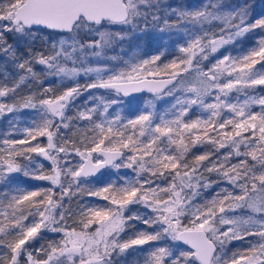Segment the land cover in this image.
Returning <instances> with one entry per match:
<instances>
[{"label":"snow or ice","instance_id":"snow-or-ice-1","mask_svg":"<svg viewBox=\"0 0 264 264\" xmlns=\"http://www.w3.org/2000/svg\"><path fill=\"white\" fill-rule=\"evenodd\" d=\"M154 7L155 0H0V50L15 57L12 46H5V33H15L20 39L27 40L34 37L35 32L53 30L62 38L58 44L53 43L51 55L38 54L36 63L45 65L50 74L58 75L61 79L74 78L81 70L85 74L95 72L97 82L87 85L88 88L111 89L117 94L123 93L127 96L142 88L156 93L168 86L174 89L176 85L172 82L181 73H189L190 70L196 73L194 81H190L189 86L184 89L195 98L183 101L178 99L172 106L177 109L171 113L172 119L145 112L121 124L119 115L111 120L105 116L110 105L118 101L104 103L103 112H99L96 117L99 122L93 124L95 135L89 137L87 142L82 140L84 150L81 151L74 144L72 146L80 157L78 165L74 167H64L60 163L61 154L66 157L70 149L65 145H58L56 137L60 134L61 127H69L63 123L67 119L65 109L70 100L80 94L79 86L35 103L33 97L27 98L21 107L38 108L40 123L25 129V135L31 140L46 137L47 145L41 147L37 143L35 147H25L29 144L27 138L19 141L5 139L3 144L7 148L0 151V181L10 180L13 173L23 172L25 176L30 175L26 167L18 163V158L24 156L31 159L30 153H38L51 161V173L34 175L33 178L49 181L53 188L59 187L61 195L60 202H55L53 188L13 190L19 194L12 195L7 204V208L12 209L11 215L5 213L6 222H0V248L7 249L10 254L8 264H19L22 255L27 256L25 264H64V260L75 264L74 258L79 260V264H115L114 254H123L134 246L159 241L162 237H170L171 241H182L191 247L187 251H178L179 244L155 248L149 252L145 264H264V96L247 97V89L264 86V70H257L255 67L259 63L261 69H264V63H261L264 62V36L257 41V47H253L242 57L222 55L207 71L200 67L203 60L217 53L221 47L235 42L237 38L257 27L264 29V18L246 25V12L240 14L239 24H231L229 21L236 17H230L225 21L226 28L221 29L219 34H213L212 38H209L208 33L203 36L196 35L187 42V46H181L179 51L187 58L180 59L179 62L174 59L170 64H165L164 69L154 67L163 52L132 64L128 71L110 75L107 80L101 76L111 71L110 69L69 68L66 63H60L63 58L65 62L76 64L73 55L77 52L87 55L91 50L92 55L101 56L103 49L109 47L114 40L123 41L127 38V33L106 32L101 29L110 25H121L135 30L139 27L137 21L141 17L147 24L148 14L141 9ZM178 18H187L193 24H202L209 22L210 18L219 17L201 10L181 12ZM152 19L158 21L159 17L153 15ZM165 26H169L167 20ZM225 31L228 32L227 38ZM92 34L98 35L99 39L81 42L83 37ZM18 67L32 76L36 75L31 67V60L20 63ZM167 69L173 70L169 73L171 78L158 79ZM149 76L153 79L149 80ZM26 78L21 76L20 81L23 82ZM183 82V78L177 81L178 84ZM8 91L14 92L15 87L0 90V97L7 95ZM44 91L50 92L51 89ZM233 91L245 93L246 98L242 103L230 102ZM213 95L215 102L205 103L204 98ZM252 104H259L261 112L250 111ZM194 105H198L209 115L206 119L198 117L186 122L185 118ZM225 108L232 114V118L223 119L221 122V111ZM5 111L15 112L16 106L0 103V114ZM97 112V108H91L80 112L78 118L91 122L93 113ZM57 117L60 118L59 121L56 120ZM129 128L131 132L127 131ZM245 133L248 135H244ZM204 143L213 145L217 151L225 147L232 149L222 159L214 161L207 171L222 174L240 189L241 194L233 196L229 192L223 200L214 199L211 207L206 205L204 208H197L189 223L183 224L181 218L184 215L185 202L191 199L183 195L184 190L186 187L193 189L199 186L200 177L196 174L202 162L208 161L211 154L196 156L193 167L189 166L185 158L191 147ZM241 146L250 148L251 151L241 152ZM233 155L243 159L236 164H226ZM249 157L253 162L251 165L248 162ZM125 159L129 161L127 164L124 163ZM108 167L134 168L137 176L143 172L149 178L143 183L128 181L121 187H115L113 182L98 191H90L89 195L96 196L112 193L111 196L103 197L110 204L103 208L82 211L80 231L76 228H51L54 232H63L64 238L57 245H49L50 251L43 247L38 250V253H43L47 258L37 259L28 248L38 238L41 229L47 230L50 225L58 223L54 210L63 206L64 197L75 195L73 188L79 191L82 183L89 182L88 178L96 177L101 169ZM40 168L43 169V165ZM166 173L172 175L173 182L165 188L159 185L153 187V178H163ZM193 179L198 181L197 185L192 184ZM196 194L193 192V195ZM165 196L168 198L163 199ZM230 197L243 202L251 214L247 218L225 219V207L215 206L224 205ZM138 203L150 208L155 214V219H143V223L149 226L158 224L162 231L154 234L139 231L134 238L121 243L119 237L125 232L129 222L142 219L136 214L125 215L126 211H131L130 205ZM187 206L191 207L190 204ZM25 207L35 209V212L29 213L33 216L31 223H26L28 216L22 211ZM217 213L221 215L218 216ZM36 215L40 217L39 222L35 221ZM63 220L64 215L61 213L60 221ZM217 223L228 227L221 230L216 226ZM248 236L255 237L257 242L250 243L243 251H233L229 256L226 242L243 240ZM6 259L7 255L0 253V264H4Z\"/></svg>","mask_w":264,"mask_h":264},{"label":"trees","instance_id":"trees-1","mask_svg":"<svg viewBox=\"0 0 264 264\" xmlns=\"http://www.w3.org/2000/svg\"><path fill=\"white\" fill-rule=\"evenodd\" d=\"M165 3L168 5H173L177 8V10L181 12H196L205 10L204 7L207 5H210V3H214L216 1H219L223 5V9L227 7H234L237 8L238 11L236 12V19L234 20H240V14L246 12V16H244V23L247 24H254L256 20L264 18V0H164ZM142 12H146L147 15V23L150 21H153L152 17L153 15L158 16L157 7L150 8V9H141ZM157 23V25L154 28H147L145 24V20L143 17H141L137 24L139 27L135 30L132 29H126L121 25H110L106 26L105 28L101 29V31L106 32H119V33H127V38L123 41L114 40L113 43L105 49V51H102L101 56H95L90 55V52H88L87 55L81 54L77 52L73 55V59L76 60V64H73L71 61L65 62L63 58H61L60 63L65 64L66 66L71 67H77V68H105L115 70L117 67H127L129 59L133 56L132 53L135 48L141 47L142 50H144V54L147 58H151L154 55H160L161 52L164 54L161 56V59L156 62L154 67H158L160 69H164L165 64H170L174 59L179 62L180 59H186V55L179 51V48L181 46H187V42H189L191 39H194L196 35L202 36L204 33H206V30L208 28H211L210 26H207L208 23H198L193 24L190 20L187 18H177L175 20L167 21L168 27L165 26V20L163 18H160L158 21H154ZM163 29V31H161ZM37 33H45L47 35H50L54 40L55 43L58 44L59 40L62 38L60 35H57L55 31H49V30H43L39 31ZM193 33L195 35H193ZM261 36H264V29H261L259 27L253 29L252 31L245 33L242 37L237 38L235 42L231 43L227 46L225 51L221 53V55H218V58L221 59L222 55H231L234 58L242 57L243 55H246L253 47H257V41L260 39ZM193 37V38H192ZM92 39H99V36L96 34H92L90 36H86L82 38L81 42H87ZM5 46L11 45L14 52L20 53V50L23 48L27 50L30 55L31 53H34L33 49H30V46L32 43L35 42L33 37H29L27 40H22L15 33H5ZM71 43V41H68ZM36 46V45H35ZM19 47V48H18ZM18 48V49H17ZM52 50V49H51ZM71 51V49H69ZM52 51L47 54L51 55ZM6 55H9V57L12 55L10 53H5L3 50H0V60H2ZM16 57V53H15ZM77 57H79L77 59ZM115 58V59H113ZM214 61V58H208L207 60H203L200 64V67L202 70L207 71L210 67H212V63ZM264 63V62H261ZM203 64V65H202ZM257 70H264L261 69V64H257L256 66ZM172 69L164 70L163 74L159 77L163 76H170L169 73H171ZM176 71H179L177 69ZM47 76L49 78L53 79L50 81L43 80V82L40 84L42 87H45L46 89H55L58 88L59 85L65 86L66 84L72 87L79 86L80 87V93L81 95L77 96V100H75L73 103V107L71 109L72 112L77 116L80 112H86L88 109L91 108H97L98 112L93 113V121L88 120H82L88 124V128L85 134V140L84 142H87V139L89 137H92L95 135V132L93 131V124L96 122H99L96 117L99 112L103 111V107L97 106L96 98H102L99 103L103 105L106 102H110L114 99L118 101V105L115 106L114 104L110 105V109H108V114L105 113V116L107 119L111 120L116 115H119L121 117L122 123H127L128 120L134 119L136 116L140 115L141 113L145 112H152L154 115H164L166 119H172L173 116L171 113L173 111H176L177 109H173L174 102L178 99V97H185L187 99H194L195 97L192 96L190 93L180 90L177 91L172 89L168 91L167 93L163 94V96H156V97H135V98H125L122 96H118L115 93L112 92H105L101 90H95V91H89L85 85L87 83H96L97 77L95 72H89L87 74L84 73L83 70L79 72L77 76L74 78H64L61 79L60 76L50 74V72L47 70ZM107 73H103L101 77L104 78L107 77ZM191 73V76L195 77L196 73L192 70L189 71L188 74ZM184 73H181V75ZM106 75V76H105ZM180 75V76H181ZM151 77V76H149ZM183 76H181L182 79ZM107 80V79H106ZM89 85V84H88ZM264 96V86H256L254 89H247V97H261ZM116 97V98H115ZM238 97V100H237ZM246 98L244 92L236 93L233 91V93L230 94V102L231 103H242L244 99ZM205 103H214L215 97L214 95L209 97L206 96ZM150 101L151 104H147V102ZM1 103H4V101H1ZM253 108H251L252 112L259 113L261 112V106L259 104H253ZM209 113H207L205 110L201 109L198 105H194L192 109H190L188 116L185 118L186 122H190L191 120H195L198 117L202 119H206ZM221 122L223 119H230L232 118V114L229 112L227 108L223 109L221 111ZM40 123V113L39 110L36 109H30V108H23V109H16L15 112H7L5 111L3 114L2 119L0 120V151L5 150V146L3 144V141L5 139L8 140H23L26 139L25 135V129L30 127H35L37 124ZM128 132H131V128L127 130ZM139 129H136V132H138ZM199 134V133H197ZM215 135V134H212ZM245 135H248L245 133ZM29 140V144L25 147L31 146L35 147L37 143L42 147L44 145V137H37L36 140H31V138H27ZM143 139V138H141ZM78 146V145H77ZM210 147V148H209ZM78 148H81L79 146ZM209 148V149H208ZM199 149H202V152L199 154H196L195 151ZM229 151H232L230 148H220L218 151L216 148L208 143L204 144H197L194 147L190 148L189 153L186 155V162L189 164L190 167L195 166V157L198 155H203L206 153H210V159L214 161L218 159H222ZM241 152L244 151H251L250 148L246 149L243 146L240 148ZM127 152V150H125ZM36 157V153H30V157ZM64 155L61 154V157ZM67 156H72L68 154ZM23 157V156H22ZM20 157L19 160L22 158ZM65 157V156H64ZM243 159V157H236L233 155V157L226 162V164H236L239 162V160ZM208 160V161H209ZM62 161V158H61ZM208 161L202 162V166L199 168L197 172V176L200 174V171L206 166ZM129 161L127 159L124 160V163L127 164ZM223 162V161H222ZM248 162L251 165L253 162L251 161V158H248ZM213 165L211 164V167ZM258 167V165H257ZM116 168H112L104 173L102 178H91L89 179L88 183H82L81 189L77 191L75 188H73V191L76 193L72 196H65V201H70L74 204V214L72 215L69 223H74L76 225H79V221L82 218L81 212H87L88 209L91 208H103L110 204V201H106L103 199L104 196H111L112 193H102L100 196L96 195H89V192H95L99 189H102L106 187L108 184L114 182L115 187H121L128 181H139L140 183H143L145 179H148V175L146 173L141 172L139 176H137V172L134 170V168L129 167H121L118 170ZM35 172H29L31 179H28L25 177L14 178L11 180H7L5 186H9L11 189L14 187L17 188H23L28 191L32 190H39V189H49L53 188L51 183L49 181L44 180H37L34 179V175H48L51 173V161H45L43 169H37L34 170ZM205 172V170H204ZM202 173L203 180H199V186L194 187L193 189H190L187 193L184 194L186 197H190V200H187L185 203L186 205H191V207H187V210H184V215L181 218V222L183 224H188L190 219L192 218V214L190 215L191 209L195 210L197 208H204L206 205L211 207V202L215 200H223L224 196L227 195L229 192L233 194V196L240 195V189L233 185L228 179L224 178L222 174L217 173L216 171L210 172V174ZM191 173V172H190ZM155 183L153 184V187H156L159 185L161 188L167 187L169 183H172V175H169L166 173L165 177H155L153 178ZM1 182V181H0ZM198 181L195 180L194 185H197ZM205 185H209L208 187H205ZM67 186V185H65ZM227 190V191H224ZM193 192L197 193L196 195H193ZM12 193H15V195H18L19 193H16L12 191ZM0 194L2 197V203L3 206H7V202L5 201L6 198V192L2 191L0 187ZM61 192L59 187L53 188V200L55 202H60ZM168 197H164L166 199ZM9 202V201H8ZM7 203V204H6ZM243 202L236 201L233 198H229L228 201H225L224 205L217 204L215 208H219L221 206L225 207L226 211L223 213V216L225 215H235V216H245L247 214L246 206L242 204ZM140 216L142 219L140 220H132L129 222V224L126 226L125 232L121 233L119 237V241L122 243L124 241H127L130 238H134L135 233L139 231H147L149 233H155L160 232L162 229L158 224H153L151 226L145 225L143 223V219H155V214L152 212L150 208H147L145 205L140 208ZM42 210V209H41ZM215 210V209H214ZM24 214L28 216V220L33 218L32 215L29 213L35 212L34 208H28L25 207L23 210ZM55 211V210H54ZM12 212V209L7 208L6 213L10 216ZM217 215H221L220 213H217ZM248 216V215H246ZM186 217V218H185ZM36 220L38 221L40 217L38 215L35 216ZM28 220L26 222H28ZM0 222H6L5 221V215L0 212ZM49 229L45 230L42 229L41 233L43 236H38L37 239L33 240L31 242V246L29 247L30 250H32L33 247L35 249L32 251L33 255L37 259H46V255L43 253H38V250H40L42 247L50 251L49 245L54 244L53 233H48L47 231ZM8 239H11V237H8ZM256 238L253 236L245 237L243 240H234L231 241L226 245V251L229 253V256L233 251H243L248 248L249 244H255ZM175 244H179L177 241H171L170 237H162L159 241H151L148 244L145 245H138L134 246L131 249H128L125 253L120 255L113 256V259L115 261V264H145V259L148 256L149 252L151 250H154L158 247H172ZM180 245V244H179ZM188 249L182 247L180 245V248L178 251H187ZM3 254L7 255L8 261H10V254L7 253V250L4 252L1 250ZM0 252V253H1ZM178 254V253H177ZM24 258V260H23ZM26 257L25 255H22L19 258V264H25ZM8 262H4V264H7ZM64 264H69L67 260H64Z\"/></svg>","mask_w":264,"mask_h":264},{"label":"rangeland","instance_id":"rangeland-1","mask_svg":"<svg viewBox=\"0 0 264 264\" xmlns=\"http://www.w3.org/2000/svg\"><path fill=\"white\" fill-rule=\"evenodd\" d=\"M155 3H156V7H157V12H158L157 17H159V19L163 18L164 20L171 21V20H175L178 18V14L180 12L177 10V8L175 6L168 5L167 3H165L164 0H155ZM204 8L206 11L212 12L213 15L219 17L217 19H211L210 18L209 22H205V23H208L207 26L211 27V28H208L206 30V33L209 34V38H212L213 34H219L221 29L226 28L225 21L228 20L230 17L235 16L236 12L238 11V9L234 8V7H227L224 10L222 3L219 1H216L214 3H210V5H207ZM229 22L231 24H239L240 20H230ZM147 24L148 25H146V27L149 29L150 28L152 29L157 25V23H155L154 21H150ZM123 27L126 28L127 30L130 29L127 26H123ZM34 32H35V30H34ZM224 35H225V38H227L228 32L225 31ZM17 37H19V36H17ZM33 39L35 40V42L31 44L30 49H33L34 53H31V55L27 50H25L23 48V51L21 49L19 54H17L18 52H15L16 57H13L12 55L9 57V55H6L2 60H0V90H8V89H13L15 87L14 92L8 91L7 95L0 97V103H1V101H4L3 104L14 105V106H16V109H23L24 107H21V105L29 97H33V103H35L40 99H47L50 96L61 95L68 88H73L72 86H69L67 84L65 86L59 85V83L57 82V84L59 86L58 88L51 89L50 92L44 91L46 88L42 87L40 84L43 82V80L50 81L53 79H51V78H49V76H47L46 66L36 63V59L38 57V54L43 53V55H45V56L47 54H49L52 51L51 50L52 45H53V43H55V40L50 35H47L45 33H37V32H35ZM230 44H228V45H230ZM228 45L221 47L217 53L211 54L209 56V58H214L212 65L216 63V61L219 59L218 55H221V53L223 51H225V49L227 48ZM105 49H103V51H105ZM133 51H134L132 53L133 56L129 59L128 66L126 68L125 67H117V69H115V70L108 71L107 77H105V80L108 79V77L110 75L118 74L120 71H128L130 65H132V64L138 63L139 61H141L143 59H149L145 56L144 50H142L141 47L135 48ZM89 52H90V55H92L91 50H89ZM26 60H31V67H32L34 73L36 74L35 76H32L29 73H27V71L25 69H20L18 67V65L20 63H22ZM21 76H25L27 78L23 82H21L20 81ZM181 76H183L182 78H183L184 82L182 84L176 85V87L174 89V90H176V92L180 91V90H184L185 88H187L189 86V82L194 81V79L196 77V76L195 77L191 76V73L190 74L184 73ZM101 78L104 79L103 77H101ZM88 84H91V82L87 83L85 85V87H87ZM17 85H19V86L16 87ZM79 89H80V87H79ZM81 94H82V92L79 95H81ZM77 96L74 99H72L70 104L65 109V117L67 119H65L63 121V123L68 124L69 127L68 128L61 127L60 134L56 137L57 144L58 145H65L66 147H68L70 149L69 154L72 155V156L61 157L62 161L60 159V163L64 167H74V166L78 165V163L80 161V157L75 153V151L72 147L73 144L77 148L79 146H81V148H79L81 151L84 150V143H82V140L83 141L85 140V134H86V131L88 128V124H86L85 122H83L79 118H77V116L74 114V112L71 111L73 104H74L73 102L75 100H77ZM177 98L181 101L187 100V98H185V97L180 98L177 96ZM101 99L102 98H99V97L96 98V102H98L97 106H101V108H102V105L99 103V101H101ZM114 100H116V99H114ZM176 101L174 102V104H176ZM147 104H151V102L148 101ZM114 105L117 106L118 103H116ZM252 105L250 106V111H251V108H253ZM30 109L32 110L33 108H30ZM108 109H110V108H108ZM36 110H39V109L37 108ZM3 114H0V120L3 117ZM106 114L109 115L108 112ZM121 123H122V120H121ZM66 141H67V143H66ZM46 145H47V138L44 137V145L42 147H46ZM6 148H7V146H5V149ZM195 152H196V154H199L200 152H202V149H199ZM29 156H30V154H29ZM19 158H18V163L25 166L28 172H35L34 170L40 169V165L44 166V162H45V159H43V156H40L38 153H36V157L31 156V159H28L27 157H24V156L20 160H19ZM211 164L213 165L212 159H210L208 161V163L206 164V166L200 171V174L198 175V177H200L201 180H203V177L201 174L204 172V170H205L204 173L210 174V172L207 171V169L211 167ZM115 171H119V170L117 169ZM189 174L191 175V173H189ZM19 176L25 177V179L26 178L31 179V177L29 175L25 176L23 172L11 174V179H14L15 177L19 178ZM195 180L196 179L192 180L193 185L195 183ZM2 182L3 181L0 182V187H1L2 191L7 193V195H6L7 199L5 201L8 203V201L11 199V196L15 195V193H12V191L16 188L14 187L13 189H11L8 185L5 186L6 183H2ZM4 182H6V181H4ZM185 183H187V181ZM17 188H19V187H17ZM189 190L190 189L186 187L183 195L185 193H187ZM2 197L3 196L0 194V212L5 214L7 211V206L6 207L3 206L4 204L2 203ZM163 199H164V197H163ZM62 205L63 206L61 208L56 209L54 211L56 214V219H57L58 223L54 224V225H50V230L47 231L49 234L50 233L54 234V238H53L54 244H52V245H57L58 242L64 238V234H63V232H54L51 230V228H53V227L67 228V230H71L72 228H76L77 231H80V227L78 225H76L74 223H69L72 215L75 213L74 212V208H75L74 204L71 203L70 201L64 202V200H63ZM142 206H144V205L139 204V203L134 204V205H130L129 208L131 209V211H126L125 215L126 216H130L133 214L139 215L140 210H141L140 208ZM186 206L187 205L185 203L184 210H187ZM246 211H247L246 215L251 214L250 210L247 209V207H246ZM193 212H195V210L191 209L190 215ZM61 213H63V215H64L63 221H60V214ZM246 215L245 216L244 215L243 216H235L233 214L232 215H226V216L224 215V218L225 219L247 218ZM255 218H259V217H255ZM39 220L37 221L35 218L36 222H39ZM32 221H33V218L28 220V222H26V223H31ZM216 226L218 228H220L221 230H226V228L228 227L227 225H220L219 223H217ZM39 236H43V235L39 234ZM227 244L228 243L226 242V245ZM34 249H35V247H33L32 250H30L28 248V251L32 252ZM1 250H3L5 252L7 249L0 248V252H1ZM25 257L27 259L26 255H25ZM23 260H24V258H23ZM74 260H75V264H79V260L77 258H74ZM4 262H9V261H8V259H6ZM68 263L70 264L69 261H68Z\"/></svg>","mask_w":264,"mask_h":264},{"label":"water","instance_id":"water-1","mask_svg":"<svg viewBox=\"0 0 264 264\" xmlns=\"http://www.w3.org/2000/svg\"><path fill=\"white\" fill-rule=\"evenodd\" d=\"M49 31H52V30H49ZM171 77L170 76H163V77H158V79L160 80H167V79H170ZM149 80L153 79L152 77H148ZM178 80H181V76H178L176 80H173V84L174 85H177V81ZM87 89L89 91H95V90H101V91H105V92H112V93H115L117 94L114 90H111V89H103V88H88ZM169 89L172 90L171 86H168L166 87L165 89H162L160 92L156 93V92H150L147 90V88H142L141 90L139 91H136V92H130L127 96H125L123 93H119L117 94L118 96H122V97H125V98H128V99H131V98H135V97H142V96H147V97H156V96H163V94L167 93L168 91H170ZM76 97V96H75ZM74 97V98H75ZM72 100H70L71 102ZM69 102V104H70ZM56 119L60 120L59 117H57ZM46 159V158H45ZM119 162V161H118ZM112 167H108V168H105V169H101L99 173L96 174V177H90L88 179H91V178H102L103 174L108 171L109 169H111ZM180 245H182L184 248L186 249H190V245H187V244H184L182 241L181 242H178Z\"/></svg>","mask_w":264,"mask_h":264},{"label":"flooded vegetation","instance_id":"flooded-vegetation-1","mask_svg":"<svg viewBox=\"0 0 264 264\" xmlns=\"http://www.w3.org/2000/svg\"><path fill=\"white\" fill-rule=\"evenodd\" d=\"M43 159H45V157H43ZM45 161L47 162V161H50V160L45 159Z\"/></svg>","mask_w":264,"mask_h":264}]
</instances>
